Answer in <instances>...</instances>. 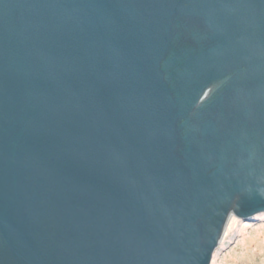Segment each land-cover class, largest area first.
Wrapping results in <instances>:
<instances>
[{
	"label": "water",
	"instance_id": "1",
	"mask_svg": "<svg viewBox=\"0 0 264 264\" xmlns=\"http://www.w3.org/2000/svg\"><path fill=\"white\" fill-rule=\"evenodd\" d=\"M264 212V0H0V264H210Z\"/></svg>",
	"mask_w": 264,
	"mask_h": 264
},
{
	"label": "rangeland",
	"instance_id": "2",
	"mask_svg": "<svg viewBox=\"0 0 264 264\" xmlns=\"http://www.w3.org/2000/svg\"><path fill=\"white\" fill-rule=\"evenodd\" d=\"M210 264H264V212L250 221L230 216Z\"/></svg>",
	"mask_w": 264,
	"mask_h": 264
}]
</instances>
